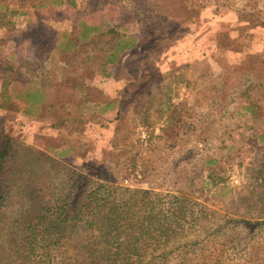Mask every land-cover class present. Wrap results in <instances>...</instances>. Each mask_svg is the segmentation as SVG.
<instances>
[{"label": "rangeland", "instance_id": "1", "mask_svg": "<svg viewBox=\"0 0 264 264\" xmlns=\"http://www.w3.org/2000/svg\"><path fill=\"white\" fill-rule=\"evenodd\" d=\"M12 6L0 1V132L20 145L0 264H18L13 235L74 172L158 193L161 210L181 202L174 264L186 242L191 264H264V0H83L40 24ZM249 56L247 87L235 66Z\"/></svg>", "mask_w": 264, "mask_h": 264}, {"label": "trees", "instance_id": "2", "mask_svg": "<svg viewBox=\"0 0 264 264\" xmlns=\"http://www.w3.org/2000/svg\"><path fill=\"white\" fill-rule=\"evenodd\" d=\"M0 1L5 6L13 5L16 16L21 14L40 24L46 17H57L58 7L76 8L83 0H40L24 10L14 6L15 0ZM59 45L68 50L73 43L62 40ZM132 45L127 44L128 48ZM254 60L249 56L235 66L236 70L242 71L240 79L247 87L259 85L253 76L243 74ZM244 107L253 117H260L257 102L245 103ZM19 145L11 135L0 132V213L7 203L8 175L17 171L15 158ZM30 150L45 154L39 149ZM215 168L220 171L222 164L217 162ZM28 171L32 173L31 168ZM215 172L208 168L210 177L213 178ZM74 173L76 175H68L59 182L54 188L55 196L47 200L37 213L29 214L31 219L26 217L20 234L17 231V236L13 235L20 250L18 264H174L169 258L173 248L167 249L166 245L172 235L180 233L177 226L181 202L170 203L161 210L162 207L154 203L158 193L92 182L88 176ZM36 191L39 192L38 188ZM36 203L39 206V202ZM185 246H180L178 256L184 262L179 264H191L187 242Z\"/></svg>", "mask_w": 264, "mask_h": 264}]
</instances>
